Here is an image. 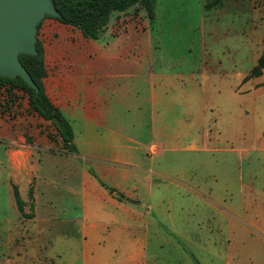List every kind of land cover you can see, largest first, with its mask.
I'll return each mask as SVG.
<instances>
[{"label": "rangeland", "instance_id": "374dc122", "mask_svg": "<svg viewBox=\"0 0 264 264\" xmlns=\"http://www.w3.org/2000/svg\"><path fill=\"white\" fill-rule=\"evenodd\" d=\"M250 3V0H238L236 7H230L222 1V6L219 5V0H156V10L181 11L175 16L167 15V21L152 34V53L169 61L163 66H172L176 73L187 74L193 70V83L185 77L178 79L173 90L159 99L152 97L148 84L141 81L127 88V94L120 101L117 96L108 95V120L110 115L111 120H118L122 130L132 138L125 145L139 166L127 168L151 169L153 185L159 190L157 205L151 201L150 210L146 204L137 209L159 224L160 263L173 264L180 257L181 262L202 264L196 244L193 247L176 238L168 218L178 222L177 218L188 216L195 236H200L201 205L187 207L191 201L187 205L184 202L194 198L192 191L203 196L202 189L214 183L208 171L220 170L219 178H232V156L219 151L208 152L206 144L219 142V137L229 136L230 130L234 134L230 124L234 116L241 140L250 136L252 146L261 150L251 153L252 166L255 169L263 166L264 68L257 86L242 84L235 76L237 73L241 78L247 76L257 66L264 50V10ZM197 10H203V24L195 29L199 17ZM150 26L146 11L135 3L122 12L112 11L97 40L86 38L78 29L50 17L41 21L35 38L46 60L69 61L68 66L73 67L67 72L70 78L80 61L87 60L84 58L109 53L110 37L119 36L115 31L125 36L136 28L145 31ZM131 50L129 53H133ZM117 51L120 52L118 48ZM201 60L205 62L206 73ZM27 65L36 80L47 76L40 57L36 63ZM51 71L54 75L55 68ZM213 72L219 76L211 77ZM70 90L67 88L65 96L62 94L54 99L64 104L69 119L72 115ZM231 90L236 91L235 97L229 95ZM31 96V91L19 84L0 80V264H79L75 240L45 239L33 233H14L11 239V228L19 227V219H27L33 212L29 200L23 205V214L17 212V206L11 208V188L16 182V177L11 176V151L20 155L19 151L27 150L20 144H27L49 153H68L50 122L41 119L33 110ZM55 104L52 106L57 108ZM97 133L103 135V128H97ZM81 150L85 147L81 146ZM82 161L85 165L90 162ZM59 169L61 173L57 177L68 178L65 165ZM214 189L222 191L219 185ZM176 229L185 230L181 223ZM176 249L179 252L176 253ZM185 250L187 254L184 255L181 251Z\"/></svg>", "mask_w": 264, "mask_h": 264}, {"label": "crops", "instance_id": "0c3cea01", "mask_svg": "<svg viewBox=\"0 0 264 264\" xmlns=\"http://www.w3.org/2000/svg\"><path fill=\"white\" fill-rule=\"evenodd\" d=\"M221 1L223 5L236 7L238 0H219L222 6ZM250 1L254 8L264 10V0ZM179 11L156 10L155 0L148 30L139 27L125 36L115 31L119 36L110 37L109 53L84 58L87 60L80 61L70 78L67 72L73 67L68 66L69 61L42 57L47 70V76L42 79L44 93L51 104L58 103L55 106L67 119L77 155L60 151L49 153L27 144H20L27 149L23 153L19 151L20 155L11 151V176L16 177L11 188V208L16 206L13 197V187H16L21 201L25 204L29 200L33 210L27 219H19V227L11 228V239L14 233H33L45 239L75 240L79 264H163L158 259L159 224L137 209L146 204L150 210L151 201L157 205L159 190L153 185L151 169L127 168L139 166L125 145L132 138L122 130L118 120H111V115L108 120L107 101L108 95L117 96L120 101L127 94V88L140 81L148 84L151 96L157 99L173 90L178 79L185 77L193 83V70L187 74L176 73L172 66H163L169 61L152 53V34L167 21V15L175 16ZM197 13L195 29L203 24V10ZM130 50L133 53H129ZM200 63L206 73L205 62ZM262 70L254 77L250 73L244 78L239 73L235 76L242 84L257 86ZM205 73H201L203 78ZM217 75L213 72L211 77ZM67 88L72 93L70 119L64 104L54 100L56 96H65ZM235 93L231 90L229 95L235 97ZM235 119L234 116L230 122L234 134L230 130V135L220 136L219 142L206 144L208 152L219 151L232 156V178H219L220 170L208 171L214 183L202 189L203 196L192 191L194 198L184 202L187 205L191 201L187 207L201 205L200 236H195L188 216L177 218L178 222L168 218L176 238L193 247L196 244L202 264H264V162L261 169L252 166L251 153L261 150L252 146L250 136L241 140ZM97 128H103L104 134L99 135ZM81 146L85 150L82 151ZM81 160L90 162L85 165ZM64 165L68 178L61 179L57 176L61 173L59 167ZM218 185L222 191L214 189ZM180 223L184 232L176 229ZM154 244L158 245L154 247ZM181 253L187 254L186 250ZM180 260L178 257L173 264H193L188 258V262Z\"/></svg>", "mask_w": 264, "mask_h": 264}, {"label": "trees", "instance_id": "16d2710c", "mask_svg": "<svg viewBox=\"0 0 264 264\" xmlns=\"http://www.w3.org/2000/svg\"><path fill=\"white\" fill-rule=\"evenodd\" d=\"M51 2L60 16L56 19L59 23L78 29L84 37L92 40H97L99 38L112 11L122 12L133 4L138 3L146 11L149 20H151L154 16L155 10V0H51ZM39 26L40 24L38 25L37 30ZM35 47L37 50L35 56L19 55L18 59L27 70L33 82L38 86L39 91L37 94L20 78H0V80L19 84L24 89L31 91L32 96L30 102L33 110L41 119L50 122L55 129L64 150H66L68 154L77 155V149L73 143L72 129L67 119L57 108L52 106L44 93L42 79L36 80L27 65L28 63H36L38 57H40V63L42 64L41 49L37 42L35 43ZM263 68L264 50L258 59L257 66H255L250 72V76H258ZM13 197L19 213L23 214L24 203L21 201L16 187H13Z\"/></svg>", "mask_w": 264, "mask_h": 264}, {"label": "water", "instance_id": "95a60500", "mask_svg": "<svg viewBox=\"0 0 264 264\" xmlns=\"http://www.w3.org/2000/svg\"><path fill=\"white\" fill-rule=\"evenodd\" d=\"M45 17H60L51 0H0V78H20L36 94L39 88L18 57L37 54L35 36Z\"/></svg>", "mask_w": 264, "mask_h": 264}]
</instances>
